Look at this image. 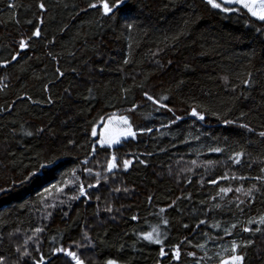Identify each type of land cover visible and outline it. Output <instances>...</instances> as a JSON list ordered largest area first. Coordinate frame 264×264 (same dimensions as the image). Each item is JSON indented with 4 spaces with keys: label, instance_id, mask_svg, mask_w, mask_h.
<instances>
[{
    "label": "trees",
    "instance_id": "obj_1",
    "mask_svg": "<svg viewBox=\"0 0 264 264\" xmlns=\"http://www.w3.org/2000/svg\"><path fill=\"white\" fill-rule=\"evenodd\" d=\"M93 2L98 0H0V65L9 61L0 66L4 264H32L17 248L32 258L43 255L45 264H72L62 253L53 255L59 246L76 250L85 264H106L107 259L117 264H220L231 255L233 240L239 245L248 239L251 246L238 247L244 264H264V225L247 224L264 215V184L252 179L264 175V137L259 136L264 131V34L255 30L261 22L220 13L203 0H125L111 16L88 8ZM129 22L135 25L131 30L125 27ZM35 28L40 37H32ZM21 38L27 49H19ZM248 73L251 82L245 86ZM145 91L156 99L167 97L161 102L172 112L147 101ZM133 104L137 107L129 111ZM191 107L203 111L205 119L192 117ZM173 113L181 117L176 123H171ZM114 115L128 118L136 139L102 148L91 128ZM225 119L233 123L225 124ZM146 127L153 131H138ZM215 147L221 152L210 151ZM237 151L244 153L239 164L229 159ZM113 154L118 167L109 173ZM124 159L132 160L127 170ZM141 159L146 163L140 164ZM29 170L37 175L20 184L18 178ZM96 172L108 181L88 188ZM225 175L228 179H220ZM79 184L87 197H79ZM253 184L259 191L248 203L249 197L235 189L247 191ZM53 185L63 186V192ZM115 187L121 191H111ZM221 187L233 191L217 195ZM73 195L79 198L73 200ZM109 204L111 213L104 210ZM201 219L206 223L197 228ZM216 223L219 228L210 227ZM245 226L262 231L245 233ZM35 227L43 228L38 242L29 240ZM154 227L162 244L141 235ZM225 228L232 235H225ZM84 231L92 246L76 249L74 242L87 243ZM197 243L205 248L192 246ZM174 245L180 246L178 260L172 256ZM189 251L195 256H187Z\"/></svg>",
    "mask_w": 264,
    "mask_h": 264
},
{
    "label": "snow or ice",
    "instance_id": "obj_2",
    "mask_svg": "<svg viewBox=\"0 0 264 264\" xmlns=\"http://www.w3.org/2000/svg\"><path fill=\"white\" fill-rule=\"evenodd\" d=\"M203 2L205 4H207L208 6H210L211 9L218 10L220 13H224V14L235 13L237 15H244V16L254 18V21H250L251 23L254 24L255 21L261 22L260 26L255 28L256 32L264 34V0H203ZM124 4H125V0H98V2L89 3L88 8L99 9L100 11H102L104 16H111V15H114L115 11L117 9H120L121 6ZM37 6L41 11L45 10L44 3H39ZM8 7L10 9L13 8V4L9 3ZM42 22L43 21L41 19V23ZM125 27H126V29L131 30L135 27V25L133 23L129 22L125 25ZM31 35H32V37H40V35H41L40 29L35 28ZM18 47L20 50H24V49H27L29 47V45L24 38H21L18 42ZM18 55H19L18 52L13 53L11 55V61H16ZM127 62H128L127 60L124 61V63H127ZM8 63H9V61H5L4 64L0 65V66L6 67ZM57 71L59 72V69H57ZM61 75H62V73H61ZM247 76H248V78L243 80V84L245 86H248L251 82V73H248ZM222 80L224 81V84L227 86L228 82H229V78L227 76H224V77H222ZM232 87L234 90L235 86L233 85ZM125 91H128V90L126 89ZM142 95L147 101H150L153 105H158V108H168V111L172 112V109L170 107H168V105L161 102L162 100H166L167 97H161L160 99H156L146 91L143 92ZM29 99H30V97H29ZM136 107H137V105L133 104L132 107L129 109V111L135 110ZM190 115L192 117H195L196 119H198L200 121H203L205 119L204 112L198 111V109L196 107L190 108ZM173 116H174V119L171 121V123H176V121H179L181 119V117L176 116L175 113H173ZM113 119H118L119 122L124 126L116 134H110L109 133V126L112 124ZM101 122H103V118H101ZM224 123L225 124H231V123H233V121L230 119H225ZM239 127L244 128L249 132L252 131V128H250L249 125L246 123H240ZM40 131H42V130H40ZM138 131L140 133H145V132L151 133L153 130L150 127H146V128L138 129ZM26 134L29 136L32 135L31 132L26 133ZM91 135L93 137L97 136L96 126H93L91 128ZM100 135H101V138L98 141H96V143H98L100 145V147H102V148L105 146H107L108 148H111L113 145H118L121 143V137H124V138L131 137L133 140H135L136 136H137V131L133 130V126H132V124L129 123V120L126 116H120L118 118L108 117L107 123L105 125V132L101 133ZM259 136L264 137V131L259 132ZM95 151H96V145L94 143L91 145V152L94 154ZM210 151L219 153V152H221V148H219V147L211 148ZM148 155H151V153H148ZM243 155H244V153L242 151H237V152H234L233 155L229 157V159H232L234 163L239 164L241 157ZM83 163L87 164L88 163L87 159H85L83 161ZM139 163L145 164L146 162L141 159V160H139ZM208 163H211V161H208ZM131 164H132L131 159H124L122 162V167L124 170H127ZM191 164L197 165V162L195 160H192ZM39 167L44 168V167H46V165L40 164ZM117 167H118L117 157H116V155L113 154L111 156V159L107 161V172L112 173L114 169H117ZM83 171L85 173L91 174L93 170L91 168H84ZM186 171L191 172L192 168H188V169H186ZM260 172L264 173V167L260 168ZM36 175H37V173L35 171L29 170L28 172L21 175L18 178V181L20 184H24V183L29 182ZM95 176H96L95 183H90L88 185V188L97 187L100 184L101 179H103L105 183H107V181H108V176H102V174L100 172H96ZM220 179H228V177L225 175L223 177H220ZM233 179H241L242 180V179H244V177H242V176L238 177V178L233 177ZM252 179L260 181L262 184H264V175L256 176V177H253ZM67 183L68 182L65 181L64 186H67ZM211 183H217V180H213V181H211ZM53 188H55L57 192H60V193L63 192V186L53 185ZM2 191H5V189L0 187V192H2ZM50 191H51V189H49V188L45 189V192H50ZM111 191L120 192L121 188L115 187V188L111 189ZM123 191L127 192L128 189L124 188ZM231 191H233V189L230 187H221V188H219V192L217 193V195H219L220 193L227 195V193H229ZM235 191L237 193L243 192V194L245 196L249 197L248 203H251L252 200L254 199V195H253L254 191H259V189L257 188V186L255 184H253L250 188L247 189V191H244V189L242 187H237L235 189ZM78 192H79V197H87L88 196V193H86L85 186L83 184L78 185ZM79 197L76 195H73L71 197V199L75 200V199H78ZM95 198L97 200L100 199L99 196H96ZM185 198L187 199L189 197H185ZM177 199H180V197H177ZM148 200H149V202H151L150 196L148 197ZM61 203H63V201H61ZM243 203H245V201H243V200L239 201V204H243ZM239 204H237L238 208H239ZM171 206L172 205H169V207H171ZM46 207H55V204H48V205H46ZM213 208L218 209V208H220V205L215 204V205H213ZM104 210L106 212H109V213H111L113 211L110 204L107 205ZM209 210H211V209H209ZM164 211H165L164 208L160 209L161 213H163ZM241 211H243V209H241ZM65 215H66V213H65ZM131 219L136 220L137 216L133 215L131 217ZM160 222L162 224H164L165 226L168 225L167 219L161 218ZM205 223H206V221L204 219H201V220H199L196 227L198 228L200 225H203ZM247 224L248 225H252V224L264 225V215H261L258 219L249 218L247 220ZM183 227L187 228L188 225L183 224ZM210 227L219 228V223H216L214 225H210ZM236 227H237V224H235V223H233L231 225V228H233V229H235ZM42 231H43V228L35 227L33 229V236L29 237V240L36 237L37 242H38L39 238H38L37 234L41 233ZM242 231L245 233H259L262 231V229L259 226L254 228V229L245 226V227H243ZM224 234L225 235H232L231 231H229L228 228L224 229ZM141 235H142L144 240H146L150 243L162 244V240L160 239V231L158 228L154 227L149 232H142ZM204 235L207 236L208 234L204 233ZM82 237H83V240L86 241L87 243L81 244L78 242H74L76 249H79L80 247L92 246V241H91V238L89 237L87 231L83 232ZM188 243L191 244V241H188ZM252 243H253V241L251 239H248V240L242 241L238 245L237 242L235 240H233L231 242V247H230L231 255L227 259L222 258L220 260V264H244L245 256L242 252H238V247L239 248H247V247L251 246ZM26 245H27V241H25V246ZM192 246L199 248V249L205 248V245L202 243H197V244H194ZM173 248H174V250H173L172 256H173V258L178 260L180 258V255H181L180 246L174 245ZM16 251L21 253V257L31 258L32 264H45V257L43 255H40L39 258L36 259V258H32L30 252H28L27 250L21 252V249L17 248ZM36 251L39 252V247L36 248ZM52 253H53V255H55L56 253H62L65 257L70 258V261L72 262V264H85V261L83 259H81V256L77 254V251L76 250H70L68 247H64V246L55 247L52 249ZM186 254L189 257L195 256V253L191 252V251L187 252ZM164 255H166L165 250L163 247H161L160 248V256L163 257ZM0 264H4L3 257H0ZM106 264H117V260L107 259ZM196 264H200V262L196 261Z\"/></svg>",
    "mask_w": 264,
    "mask_h": 264
},
{
    "label": "rangeland",
    "instance_id": "obj_3",
    "mask_svg": "<svg viewBox=\"0 0 264 264\" xmlns=\"http://www.w3.org/2000/svg\"><path fill=\"white\" fill-rule=\"evenodd\" d=\"M112 117H116V118H118V117H120V115H114V116H112ZM106 123H107V120L104 122V123H102L100 126H98L97 128H96V130H97V138H98V140L101 138V133H103V132H105V125H106ZM130 123V122H129ZM124 126L119 122V120L118 119H113V121H112V124L109 126V133L110 134H116V133H118L122 128H123ZM134 130V129H133ZM128 138H131V137H128ZM125 139H127V138H124V137H121V141L122 140H125ZM99 145V144H98ZM100 146V145H99ZM116 145H113L111 148H114ZM105 147H107V146H105Z\"/></svg>",
    "mask_w": 264,
    "mask_h": 264
},
{
    "label": "bare ground",
    "instance_id": "obj_4",
    "mask_svg": "<svg viewBox=\"0 0 264 264\" xmlns=\"http://www.w3.org/2000/svg\"><path fill=\"white\" fill-rule=\"evenodd\" d=\"M157 223V222H156ZM204 260V259H203Z\"/></svg>",
    "mask_w": 264,
    "mask_h": 264
}]
</instances>
